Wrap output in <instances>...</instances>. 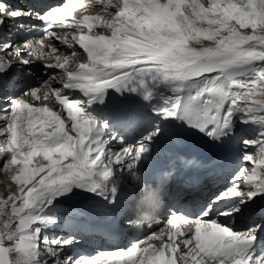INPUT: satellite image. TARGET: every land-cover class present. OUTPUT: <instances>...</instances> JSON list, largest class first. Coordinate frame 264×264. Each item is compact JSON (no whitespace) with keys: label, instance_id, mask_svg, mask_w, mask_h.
Segmentation results:
<instances>
[{"label":"snow or ice","instance_id":"6c2138e0","mask_svg":"<svg viewBox=\"0 0 264 264\" xmlns=\"http://www.w3.org/2000/svg\"><path fill=\"white\" fill-rule=\"evenodd\" d=\"M70 2L33 13L10 10L0 0V27L5 16L34 14L45 24L40 38L23 43V53L19 47L13 52L10 43L2 45L20 64L32 62L24 59L26 53L52 70L40 87L28 86L23 96L36 101L54 97L62 106L57 111L47 103L36 106L10 97L9 107L0 109V153H8L0 170H8L15 185L6 198L0 196V264H61L65 248L76 239L50 233L63 215L58 207L63 200L79 190L114 205L127 180L138 176L150 146L172 125L220 142L232 135L236 117L256 128V139H243L245 146L257 149L255 158L245 156L250 171L231 175L230 183L198 211L171 212L168 227L126 249L66 257L64 264H96L109 255L108 264H125L121 258L128 264H264V256L250 251L260 224L234 227L264 198V0H108L105 8L116 9L109 20L74 16ZM201 38L211 43L192 46ZM59 46L71 56L86 54V62L73 64L68 55H54ZM12 67L11 61L0 63V72L7 74ZM157 83L166 84L171 93L162 107L153 109L157 119L140 105L109 107L108 115L89 111L106 103L108 90L150 102ZM75 91L83 99L71 98ZM112 119L121 126L137 125L139 138L110 136Z\"/></svg>","mask_w":264,"mask_h":264},{"label":"bare ground","instance_id":"6f19581e","mask_svg":"<svg viewBox=\"0 0 264 264\" xmlns=\"http://www.w3.org/2000/svg\"><path fill=\"white\" fill-rule=\"evenodd\" d=\"M204 1H207V0H201V2H203L204 3ZM204 27H207V25H203ZM242 31H245V32H250L251 30L250 29H244V30H242ZM211 42L210 41H207V40H204L203 38H201L200 39V41H199V43H195V42H193V45L192 46H195V47H199V46H208L209 44H210ZM75 58V57H74ZM256 131V130H255ZM255 131H251V132H255ZM241 136H242V133H241ZM256 153H257V149H255V150H253V156H254V158H255V156H256ZM241 161H242V158H241ZM243 166V164H239V165H237V168H241ZM4 173V175L2 176L1 174H0V180L2 179V177H3V179L5 180L6 178V176L8 177V172H3ZM2 181V180H1ZM6 181V183H7V185H8V189H9V187H11L12 186V183L11 182H9V181H7V180H5ZM1 184V183H0ZM1 186V185H0ZM2 193V191L0 190V194ZM1 196V195H0ZM4 197H5V195H4Z\"/></svg>","mask_w":264,"mask_h":264},{"label":"rangeland","instance_id":"374dc122","mask_svg":"<svg viewBox=\"0 0 264 264\" xmlns=\"http://www.w3.org/2000/svg\"><path fill=\"white\" fill-rule=\"evenodd\" d=\"M0 174L3 176L4 175V173L3 172H1V170H0ZM6 179L5 180H7V181H9V182H11L10 181V177L8 176H6L5 177ZM2 180V181H1ZM0 180V190L2 191V193L0 194V195H2L3 197H4V195H5V198L7 197V195L9 194V192H11V191H14L15 190V185L12 183V186L11 187H9V189H8V185H7V183H6V181L3 179V177H2V179ZM1 218H3V217H0V219ZM45 255H47V254H45Z\"/></svg>","mask_w":264,"mask_h":264},{"label":"clouds","instance_id":"9594fccd","mask_svg":"<svg viewBox=\"0 0 264 264\" xmlns=\"http://www.w3.org/2000/svg\"><path fill=\"white\" fill-rule=\"evenodd\" d=\"M0 154H2V153H0ZM149 218H150V214L148 212H142L141 216H140V220H138L137 223L139 224V223H141L144 220H147Z\"/></svg>","mask_w":264,"mask_h":264}]
</instances>
